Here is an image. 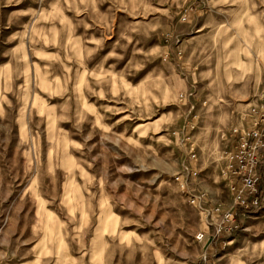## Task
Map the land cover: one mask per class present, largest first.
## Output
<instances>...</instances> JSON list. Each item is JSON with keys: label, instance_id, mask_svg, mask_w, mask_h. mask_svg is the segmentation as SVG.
Returning <instances> with one entry per match:
<instances>
[{"label": "rangeland", "instance_id": "374dc122", "mask_svg": "<svg viewBox=\"0 0 264 264\" xmlns=\"http://www.w3.org/2000/svg\"><path fill=\"white\" fill-rule=\"evenodd\" d=\"M263 88L264 0H0V264H264V205L195 238Z\"/></svg>", "mask_w": 264, "mask_h": 264}, {"label": "built area", "instance_id": "2783aa9c", "mask_svg": "<svg viewBox=\"0 0 264 264\" xmlns=\"http://www.w3.org/2000/svg\"><path fill=\"white\" fill-rule=\"evenodd\" d=\"M195 117L196 115H193V119ZM243 120L241 128L232 129L229 147L222 152L224 158L222 173L228 178L233 195L232 202L220 214L218 221L205 222L206 226L213 227L214 233L200 231L195 235L198 241L209 237L218 239L221 235L230 234L237 227L236 218L239 213L243 215L264 205V88L256 96ZM188 154L190 165L183 166L181 172L175 173L173 180L179 184L188 202L200 207L203 195L192 193L187 181L188 177L197 174L196 167L191 166L197 160L192 145Z\"/></svg>", "mask_w": 264, "mask_h": 264}]
</instances>
